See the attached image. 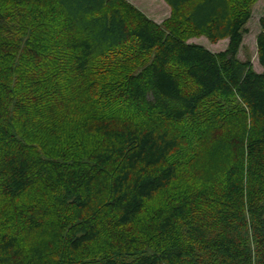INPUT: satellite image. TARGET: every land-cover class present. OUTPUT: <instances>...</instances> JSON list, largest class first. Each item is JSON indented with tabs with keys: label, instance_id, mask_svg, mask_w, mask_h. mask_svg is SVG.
<instances>
[{
	"label": "trees",
	"instance_id": "16d2710c",
	"mask_svg": "<svg viewBox=\"0 0 264 264\" xmlns=\"http://www.w3.org/2000/svg\"><path fill=\"white\" fill-rule=\"evenodd\" d=\"M164 1L0 0V264H264V13Z\"/></svg>",
	"mask_w": 264,
	"mask_h": 264
},
{
	"label": "rangeland",
	"instance_id": "374dc122",
	"mask_svg": "<svg viewBox=\"0 0 264 264\" xmlns=\"http://www.w3.org/2000/svg\"><path fill=\"white\" fill-rule=\"evenodd\" d=\"M127 1L131 3L132 5H134L146 17H149L151 20H153L156 23L163 22V20L169 16L170 8L165 3L164 0H127ZM263 13H264V0H256L252 6L251 17L246 23L247 32L243 35L242 45L238 52V58L243 61H246V60L250 61L255 71H261V67L259 65L258 58H257L255 37L257 33L260 31L259 17ZM226 40L227 39H222L215 43H211L204 36H192V37H189L187 41L191 43L200 44L206 47L207 49L215 52V51H219L225 48L226 43H227ZM136 53L138 54L139 52H136ZM118 54L119 52H115L111 55L115 57ZM132 55H133V52H130V58L133 60L134 56L132 57ZM127 56L129 57V55ZM121 59L117 58L118 61L114 60L112 64L116 66H122V65H126L127 62H129L127 60L126 55H122ZM94 79H95V76H94ZM95 80H97L98 82L97 86H103L105 84L103 81H100L97 78ZM4 228L6 229L8 228V226ZM87 257L92 259V257L94 256L88 255Z\"/></svg>",
	"mask_w": 264,
	"mask_h": 264
}]
</instances>
